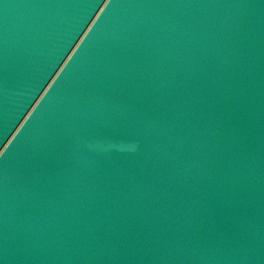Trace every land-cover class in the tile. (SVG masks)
Returning a JSON list of instances; mask_svg holds the SVG:
<instances>
[{"label": "water", "instance_id": "1", "mask_svg": "<svg viewBox=\"0 0 264 264\" xmlns=\"http://www.w3.org/2000/svg\"><path fill=\"white\" fill-rule=\"evenodd\" d=\"M0 264H264V0H0Z\"/></svg>", "mask_w": 264, "mask_h": 264}]
</instances>
